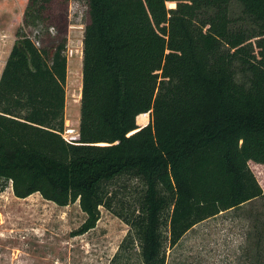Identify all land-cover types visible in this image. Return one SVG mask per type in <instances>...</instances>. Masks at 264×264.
<instances>
[{
  "label": "trees",
  "instance_id": "1",
  "mask_svg": "<svg viewBox=\"0 0 264 264\" xmlns=\"http://www.w3.org/2000/svg\"><path fill=\"white\" fill-rule=\"evenodd\" d=\"M55 1H28L0 78V193L78 202L73 237L104 207L130 227L111 264L135 245L138 264H168L195 226L251 206L246 256L264 264V189L250 168L264 165V0H85L78 140L64 137ZM122 180L141 185L134 205L113 188Z\"/></svg>",
  "mask_w": 264,
  "mask_h": 264
},
{
  "label": "rangeland",
  "instance_id": "2",
  "mask_svg": "<svg viewBox=\"0 0 264 264\" xmlns=\"http://www.w3.org/2000/svg\"><path fill=\"white\" fill-rule=\"evenodd\" d=\"M28 1L0 0V72L10 45L23 27ZM51 10L55 26L67 37L64 137L78 140L83 40L89 22L87 3L85 0H56ZM235 10L239 12L237 7ZM24 31L33 38L37 35L32 28ZM250 168L264 189V165L251 162ZM113 188L127 201L126 205H134L141 185L136 180H122ZM258 208L264 210V206ZM250 209L251 206H245L241 211L220 214L195 226L178 246L167 250L168 264H252L246 256V233L252 225L246 214ZM85 220L86 214L78 202L60 207L39 193L19 199L10 185L0 193V264H111L130 227L101 207L97 227L83 236L73 237L72 232ZM136 246L122 253L119 264L140 263Z\"/></svg>",
  "mask_w": 264,
  "mask_h": 264
},
{
  "label": "crops",
  "instance_id": "3",
  "mask_svg": "<svg viewBox=\"0 0 264 264\" xmlns=\"http://www.w3.org/2000/svg\"><path fill=\"white\" fill-rule=\"evenodd\" d=\"M14 43H15V40H14V41L12 42V44L10 45L9 54H8L6 60L4 61V65H3L2 70H1V72H0V78H1V75H2L3 69H4V67H5V64H6V62H7V59H8V57H9V55H10V52H11V50H12V47H13ZM222 214H224V213H222ZM184 237H185V236H184ZM184 237H183V238H184Z\"/></svg>",
  "mask_w": 264,
  "mask_h": 264
},
{
  "label": "bare ground",
  "instance_id": "4",
  "mask_svg": "<svg viewBox=\"0 0 264 264\" xmlns=\"http://www.w3.org/2000/svg\"><path fill=\"white\" fill-rule=\"evenodd\" d=\"M29 198V197H28Z\"/></svg>",
  "mask_w": 264,
  "mask_h": 264
}]
</instances>
